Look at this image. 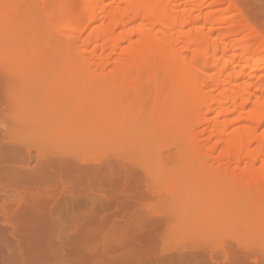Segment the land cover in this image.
Instances as JSON below:
<instances>
[{"label":"bare ground","instance_id":"6f19581e","mask_svg":"<svg viewBox=\"0 0 264 264\" xmlns=\"http://www.w3.org/2000/svg\"><path fill=\"white\" fill-rule=\"evenodd\" d=\"M35 2V4L32 5L33 2L31 3V0H0V11L2 12H0V18H2L1 15H3V19L0 20L4 21L1 24L2 27L0 25V33L3 34V36H1L2 34H0V39H7V42H3L2 39L0 40L2 45H0V60L4 56V54L2 53L4 44L6 46L5 49L8 50L9 55V59L6 60L5 57H3L4 62L0 61V94L2 93L0 98L4 100L5 97L3 98L2 95L4 94L5 96V93L8 91L10 92L11 90L8 89L7 91V87L5 88L3 85L7 86V83L8 85H10V82H12L11 85H13L15 81L18 82L17 78L22 77L19 75V73L22 72L23 68L24 70L25 68L29 69L30 72L34 67L37 68V71L34 70V72L36 73L31 75L34 78L35 76L37 77L35 79L36 81H34L36 83H33L30 78L28 79V76L27 78L25 77L28 70H26L24 77L29 82H25V84L23 82V85V80L21 79L22 81L19 80V82L21 81L20 83H16L17 87L15 86V88L17 93L15 91L14 92L19 99H14L15 102L16 100H18L16 104L12 102L13 97L11 96V98L8 96L9 93H6L8 98L4 100L5 103L7 102L6 104L13 103L16 106L20 105L19 107L22 106L24 108H27L28 106V109L26 110L27 112L31 111V109L29 108H33L32 106H34L35 108H33L34 110L32 109V113H27L25 110V113H23L24 111H21L23 114L28 115L26 117L25 115H22L23 119L18 118L19 122H21V124H17L18 126L20 124L19 128L15 126L14 130L8 128L11 131H14L15 134L17 131L18 134L16 135L22 137V140L21 138L19 141L12 140V136L10 134L8 135L7 130L5 131H7L6 133L7 136H9L10 140L7 139L8 137L6 139H3V137L0 136V141L2 138L4 142L3 143L1 141L2 143H0V146H2L0 148V214L2 216H6V218L3 217L5 221L7 220V223L10 221L12 223V226H14L12 233L10 234L11 236H9L6 226H9L10 223H6V225L4 224L3 230H5V228L7 229V231L5 230V233H7L8 235L7 237H11L12 239H14L15 236V239H9V244L6 243L5 246V242L2 244L0 240V248L3 249V246L4 249H6L7 247V253L5 252V250L1 252L2 250L0 249V252L3 254V259L4 252L5 254H15L14 259L13 255L10 258L8 257V259L6 258V255L4 263L6 264L12 260L15 264L18 260L19 252H22V250L24 251V249H26L27 251L29 250V253H31V255L33 254V256L37 255V251H39V254L40 252H42L43 255H41L42 259L44 260V264L50 262L51 257L49 258V251L51 249V252L53 251L55 244H58L57 246H59L60 248V246L63 244L61 243V240L64 241L62 237L59 238L61 239L60 241H57L58 238L56 239V241L52 240V233L55 230L58 231V225H62L60 224L59 220H63V218L65 219V212H67L68 210L67 214L70 213L69 208L73 210L74 208L79 207L80 204L91 201L92 212L88 217L89 220L87 222H81V226L74 230V238H80L81 240L83 239L82 236H87L93 233L98 224L99 226L102 223L104 225H111L115 220L119 219L117 221H120L121 218L126 217L130 219L133 218V225L127 219L128 225L130 226V228L128 226V230L130 229L131 233L133 230L132 227H134V230L135 227L139 228V233L138 231L135 233L133 230V233L136 235L135 237L137 239L143 240L145 242H153L156 241L153 233L157 230H160V228L163 227L165 223L168 224L171 220H173L174 223L172 224V232L175 234V237L179 241H177V248L184 251V254L189 255V257L190 255H193V257H196L197 255L201 256V261L207 264H235L238 258H245V256H248L255 258L248 264H264V243L262 241L264 240V222H262L263 225L261 224V220H264V28L257 25L250 19L246 10L247 8H244V4L242 5L241 0H44L45 7H43L42 5L39 6V1ZM216 5H220L221 7L214 8V6ZM41 10L45 14H47L45 15V19H50V26L47 25L48 23L45 24L40 20L41 18H39V16L43 14L41 13ZM28 17H30L31 19ZM33 18L37 21L35 22ZM29 19L32 21H30ZM30 23H32L33 25L36 24L34 27L36 28V32H34V28V30L32 29L31 31V28L33 26L30 25ZM64 23L68 25H65L66 28H64ZM62 24L64 27L62 26ZM60 27H63V29H61V32H68V34L65 36L61 34ZM17 29H19V32ZM14 30L19 33V35L17 34V37L16 34H14ZM44 31H47L48 36L49 33L52 32V34L49 36V40L45 38L48 37L46 32V36L45 34L43 35ZM56 31L59 32L57 33ZM53 32H56L58 36L60 35L61 37H56V34H53ZM84 33L87 34L86 38L81 37L82 35H84ZM43 38H45L46 40ZM64 39L66 40V42H64ZM41 40L45 45H47L48 48L49 46H52L53 48H49L47 52L46 47L41 48L43 46V42H41ZM46 41L48 42L45 43ZM39 44H42V46H40ZM30 46L32 48L35 47L38 51H36L34 48V53L36 56L34 57L32 55L34 57H31L33 59L32 61V59L30 58V54V56L27 58L29 59V62L30 59L32 62L26 64L27 62L25 61V59L27 55L25 54L23 56L24 58L21 61L19 57L22 52H32L31 50L33 49L30 50ZM27 47L29 48L27 49ZM122 48L123 50L119 53V49L121 50ZM52 50L53 52H51ZM107 50L109 52H107ZM41 51L45 52L43 53V56H49V54L51 56L53 55V58H49V61L51 62V60L54 59L52 60V63L54 64V61L57 63V65H54L57 66V68L55 67L56 69L50 68L52 69L51 73L50 70H48L49 65L48 67H46L47 71H45V74H48L49 72V75L46 74V77H61V79L59 78L60 82L57 81L58 78H55V80L53 79L54 81H56V84L54 83L55 86L58 84L56 87H54V84L52 85L56 89V92H54V94L56 93V97L59 87L62 86L63 80H65V77H67L68 75V77L70 78L71 76L73 77V75H75L74 77L79 79H76L77 81L75 80V82L82 83L84 82V80L86 81L85 78L88 79L87 74L91 73L93 75L92 70L96 74L95 70L100 69L99 73H102L100 75L102 76V78L104 77V79H106V76H104V74L106 73L104 71V68L107 64H110L112 62L111 57H109V55H111L112 53H119L121 56L118 55V57L114 59L115 69L109 76L118 79L122 78L125 80H123V82L113 83H111L112 81H110V83H106L102 80V83L97 84L99 85V87L94 86L96 91H93L95 89H92L91 86H88L89 84L92 85L89 81L90 83L86 85L87 87L84 90L85 92L87 88L90 87L91 89H89V91L87 90L89 94H87L88 92H82L84 93L85 97L83 96V98H80V101L82 100L83 102L81 103L83 107L81 109H84L85 111L79 110L80 112H78H86V114L89 112L90 114L91 111H94L97 113H92L93 118L95 114L96 117L94 119L89 118L90 122L84 119L83 122L86 123L89 128L87 129V127L85 126L83 129L78 126L77 132L76 125L74 133L72 130H69V123L67 124L66 122H68V119L72 122V120L75 119L73 117V114H76L77 111L76 113L72 112L74 110H72L71 113L70 111H68L70 115H66L68 117L66 119V122L62 120L63 125H67L66 131L68 130V132L62 134V126H59L57 128L58 130L56 129L54 133H56L57 135L61 133V135L59 136V138L61 137L60 141H56V143L54 142L55 144L53 145L48 142L47 147L45 145V149L43 150L42 160L41 158L40 160L35 159V165L30 167V163L32 161L34 162L33 152L35 153L36 150L35 148H31L29 149L28 154L26 153V146H28L29 144L27 143L28 138L32 137V134L33 137H40V135L42 136L43 133H47L45 129L49 130L48 126H51L52 128V124L54 122L52 116L55 114V116L57 115L56 117H61L64 113H66V110L68 109H66L65 107L64 111V106H62V112V110H60L61 106H58L59 108L56 107L53 110L50 109L49 112L46 110V112L48 113H45V115L48 116V114H51V120L50 117L48 118V120L45 118L46 122L45 120L44 122L41 121L42 128L38 127L40 124L37 126V120L35 119H39V117L41 116L35 118L33 114L36 113L38 115V111H40L39 114H41V111H43L41 110L43 105H46V102L54 98L52 96L54 95V88L50 90L47 88V86L42 87L39 85L40 82L42 83V79L44 78V76H40V79L42 81L40 79L37 80L39 76L38 74L41 75V71L44 72L45 70V68L43 70L42 67L43 63L40 64L42 62V59L39 55ZM104 51H106L108 54H111H109L107 57L101 55L103 53L105 54ZM3 52H5V50ZM46 52L50 53L47 54ZM81 53H84L83 56L80 55ZM62 54H64L65 56L62 57ZM6 55L7 54H5V56ZM37 55L39 56L37 57ZM36 57L41 59L40 62L38 59H36ZM62 58L65 59L63 60ZM28 59L26 60L28 61ZM23 60L24 62H22ZM35 60H38L40 66L39 64L37 65V61ZM44 60L46 59L44 58ZM61 60L64 62H62ZM47 61L48 59L46 60V63ZM79 61H82V63H80ZM33 62L36 65H34ZM72 62L74 65L72 64ZM68 64H71L70 69ZM77 65H79L81 69V74L78 73V75L76 72H79V66ZM94 65H97L96 68ZM31 66L32 68H30ZM37 66H39L41 70ZM76 67L77 69L75 70L74 68ZM64 68L66 69V71L64 70ZM60 69H62L63 71ZM72 70L73 72H76L73 73ZM58 71L62 73L60 74ZM83 71L86 75L83 74ZM173 71L175 72V74L178 73L179 82L173 81L174 79L171 78L173 77V75H171ZM43 72L42 75H45L43 74ZM69 72H72L71 75L69 74ZM56 73L60 75H57ZM99 73H97V76L99 75ZM63 74L64 76H61ZM106 74L108 75V73ZM75 78L71 79L74 80ZM80 79H83V81ZM201 79H204L205 82H202L200 84ZM53 80L51 79V81ZM151 80L155 81V83L157 84L154 93L157 94V97H155L158 98V100H156L160 102L159 104L157 102L153 103V99H150L152 97L148 99L149 95L147 97V93L151 88ZM126 81L129 83L127 84ZM124 82H126L125 85L122 84ZM164 82L174 86L173 91L176 93L178 98V101L176 100L177 103L175 102V104L173 105H176L175 108L169 107L170 103L168 102L171 101L166 98V91L168 92L170 91V89H164ZM174 82H176L177 84L174 85ZM46 83L49 85L47 81H45V84ZM64 84H66V82H64ZM2 87L6 90L5 93H3L5 91L4 89V91L2 92ZM128 87L130 88V90ZM8 88H10V86H8ZM15 88H13V90ZM20 88L21 90L23 89V91H21ZM18 89L20 91H18ZM61 90L63 89L61 88ZM128 90H132L134 93L133 97L129 95L131 101H129L128 96L125 99L123 97L119 98L121 99V101H119L120 108L122 107L123 112L118 111L120 109H117V106L115 110H111L110 108H112L111 105L113 104V102L110 100L111 97L113 98L115 94V96L117 97L118 94H120L119 97H121L123 93L125 91L128 92ZM64 91H66V89L63 90V92ZM12 92H10V94H12ZM22 93H25V95H23ZM62 95H64V93ZM79 95H81V93H79ZM13 96L15 97V94ZM76 99H78V97ZM22 100L23 104L21 103ZM107 100L108 102H112V104H109L110 102H107L110 105L109 107L106 103ZM150 100L152 102V105L149 103ZM128 101L131 104H129ZM2 102L3 101H0V104H3V109H6L7 107L5 103ZM25 102L27 103V105ZM29 104H32V106H30ZM153 104L155 106L154 108H152L153 111L154 109H157L159 111L161 110V108H164L159 112L155 111L156 114L160 113L159 116L156 115L158 116V118L155 116V112L152 113V116L151 111H149V109L152 110L151 107H153ZM158 105L159 107L161 106L160 109L158 108ZM8 106L10 105L8 104ZM19 107H15V110L20 109ZM22 107L20 110L24 109ZM135 107H137V109ZM20 110L19 113L17 110V113L14 112V114L13 112L12 114H10L11 111H8V115L10 114L9 117L11 118L12 115L17 116V114L21 115L22 113L20 112ZM132 110L136 112V114L132 112ZM1 111L2 109H0V112ZM52 111L55 113H53ZM60 111L61 113H63L62 115L61 113H59ZM148 112H150L149 117L147 116L149 115L147 114ZM129 113L130 115L131 113L135 114L133 116L131 115L133 119L129 117ZM161 113L162 116L161 118H159ZM29 114H32L33 118H35L33 119L32 116L29 117L31 123L32 121H34L33 125L29 123V125H31V128L25 126L26 120H29ZM86 114H83L84 117L87 116ZM179 114L180 116L182 115V119H185L184 116L188 117V120H185L187 121V123L185 121L183 122L179 120ZM212 114L215 115L211 116ZM90 115H88V117H91ZM3 116L5 117V115L2 114V117L0 118L3 119ZM79 116L80 114L75 115L76 119H78ZM56 117H54L55 121L57 120ZM80 117L79 119L81 122ZM223 117L224 119L221 121ZM148 118L150 120V126L152 125V128L156 127V131H154L153 133H150L149 131V134L153 135L154 133H157L156 135L158 136L156 138L160 137L162 139L161 141H163V138H165L162 136H168L169 134L170 136H172L173 134V132L171 134L170 131L167 133V128L170 127L171 131H177L175 134V136H178L175 140L176 143L174 144L173 140H168L169 143L171 142L173 144L171 146L169 145L168 148L170 149L172 147L174 148V150H176L175 148L178 147L177 152L173 150L174 152L172 153L171 151L170 154L168 149L167 152L170 154L168 155V153L164 149V147L167 149L166 146L168 145V142H165L167 144L166 146L163 143V145H161V141H157L156 138H154V136L156 135H153V138L158 144L157 149L155 146L156 150H154V144L152 145L150 141H147L148 143L144 141L143 143L142 139L144 137L142 136L144 135H142L143 133L141 134V132H144V128L142 129V123L146 121L148 123ZM11 119V121L13 122L14 118ZM18 119L17 117H15L14 122ZM42 119L44 118L42 117ZM107 119L109 122L107 121ZM91 120L93 122H96L99 130L94 127L96 125L93 124ZM174 120L175 123L177 122L176 124L172 123ZM22 123L24 127H22ZM56 123L57 122H55V124ZM139 123H141V132H139ZM6 124L4 125L5 127H7ZM99 124L101 126H99ZM170 124H174L175 127L172 125L170 126ZM90 125L92 127H90ZM136 125L138 126V132L140 136L137 135V130L135 132V128L133 129V126ZM205 125L207 127H205ZM72 127L74 128V125ZM79 127L81 128V133L79 131ZM43 128L44 130H42ZM64 128L65 126H63V130ZM102 128H104L105 130L107 128L108 130L110 129L108 136L111 140L110 142L112 148L108 149L111 151H107V149H105V146H107V139L105 140L104 138L105 145L104 143H102L103 141H100L101 137L99 133L101 132L100 130H102ZM149 130L153 131L152 129ZM28 131L30 133H28ZM84 131L86 132V134L88 133L87 135H90V137L84 136V138ZM133 131L136 133L137 138L133 137ZM165 131L166 134L163 135ZM20 133L22 134V136L20 135ZM24 133L27 138L24 137ZM54 133L52 136H54ZM93 133L95 134V136L93 135ZM182 133L184 134V140L183 136L181 138ZM185 134H187L188 136ZM12 135L14 139V133H12ZM47 135L49 136V133ZM186 136L188 137V139L185 138ZM130 137L132 138V142L134 138L136 140L134 139L135 141L133 143L131 142L132 146H125L127 145V143H129L128 140L130 139ZM44 138L45 136L43 137V139ZM153 138L152 141H154ZM178 138H180L181 140ZM40 139L38 141H40ZM52 141H55V139ZM99 142L101 145L99 144ZM149 142L152 145L151 148ZM158 142H160V145ZM91 143H95L94 148L100 146L99 149H102L101 147L104 146V149L106 151L103 152V156H99L97 154H89L88 156L80 158L79 160L76 159L78 158V156L81 157V154L77 155V153H80V151L83 152V150H81L82 146H89ZM180 143H183L184 145L182 144L180 146ZM34 144H36V146L34 147L37 148L38 145L39 149L41 148V145L43 146L44 143L42 144V142H37L34 140V143L32 142L29 146L31 147ZM112 149L114 150L112 151ZM90 150V148L89 150L87 149L88 153ZM217 151L219 152V154ZM73 152H77L74 153L76 158ZM106 152L107 155H104V153ZM185 157L186 159L194 160L193 163H196V168L199 166L198 163L201 164L202 169L205 168V171H202L200 169L201 174H199L200 172L197 173V175L200 176L199 178L198 176L196 178L194 177L195 184H197V182L199 183L200 179V183H202L201 187L199 185H196L193 188L191 187V184H193V179L190 182L191 179L189 178V171L191 170V167H189L188 169V175L187 172H185L186 177L189 176L187 177V179L189 178L190 183L189 189L191 191L194 189L192 192L190 191V193L192 194L190 195L192 196L193 202L196 204V197H201L202 193L204 194V191H206L204 187H206V189L211 188V190H213L214 188L218 189L217 187H219L222 191H225L227 193V208L230 206L229 208L233 210V207H236L235 209H239V207L244 206V213L242 214V216L245 215L243 216L244 220L235 218L230 223H224L223 220L227 219L226 215L224 214V212H226L225 210L220 212L208 210L206 214L209 216H207L209 221L211 219V225H209V221L204 223L200 218L195 219L191 216V219L193 218L194 220H191L190 217H186V219L184 218V213L185 215L189 216L188 213H183L184 209L185 211H188V207H191V210L193 209L192 207H194L188 206L190 202V205H194L191 199L190 202H185L188 198L187 196L189 195V190L187 188L188 185L183 182H179L178 185V182L176 184L174 182V186L171 192L164 193V190H166L165 186H167L168 182L170 183L171 176L173 179H175V176L177 174L178 177V174L180 172L175 173L176 171L174 172V168H177V166L181 165L180 163L181 161L185 160ZM224 157L225 159L228 158L227 160H229V166L232 165L231 163L240 165L242 161H247L246 166L243 171H241V173H239L240 171H235V169H237L236 165L232 166V170L234 173L232 172L233 174H231L230 172H227L228 169H226V166L218 165L217 167V164H215L216 161L218 163V159L222 161L221 158ZM190 160L189 162L188 160H185L188 163L187 164L184 161L185 165L187 164L189 166ZM24 162H28L27 167H24L25 164H22ZM208 162L212 164V166L209 165ZM183 163L182 165H184ZM193 163L191 164L192 166H194ZM213 165L214 167H216V169L213 167ZM153 166L155 167V173L152 171L154 168H151ZM219 167L221 169L225 167L223 171L226 170L225 172L230 174L228 176L227 174L225 175V172H222ZM150 168L152 170H150ZM218 168L219 170H217ZM179 170L181 171L180 168ZM161 171L163 172L162 176L163 174H168L165 177V183L161 182L163 180V177L161 178L162 180L160 179L161 181H158V183L156 181V178L158 176H155V174L158 175V173H161ZM159 176L161 177V174H159ZM246 176L247 178H249V182L247 181L246 183H244L245 180H243V178H246ZM177 177L176 179L178 180ZM220 177H223L224 181ZM195 179L197 182L195 181ZM207 181L209 182V184L207 183ZM228 181H230V184H227ZM159 182H161V184ZM184 182L188 183V180H186L185 178ZM205 183L207 184L205 185ZM182 185L185 186L183 187ZM222 187H224V190L222 189ZM245 187H249L253 192L255 191V196L252 194V197L246 198V196L249 197V195L247 194L248 192L246 190H243V188ZM235 191L243 192L244 197L246 198L244 204H238V198H236L234 195ZM190 195L189 198H191ZM182 202H184L183 204L185 205L183 206V209V204L178 205ZM147 203H154L156 206L151 209L150 206L146 205ZM203 203L204 201L202 200V203H200V205H202ZM253 205L254 208L252 207ZM145 206L146 209H143V207ZM256 207L258 210L262 209L261 214L255 211ZM149 208L151 211H149ZM60 210L65 211L62 213V215L58 214L57 218L56 216H53L55 212ZM191 210H189L188 212L190 213ZM192 212L193 210L191 211V213ZM141 213H146L149 219H146L145 217L141 218L142 216L139 217L140 215H142ZM134 219L136 221H134ZM64 221L65 220H63V222ZM123 222L124 221L122 220V223ZM182 222L186 225V229L187 227L190 229V234L188 236L183 237V235H186L188 231H181H185V229H183L185 227L183 226L182 228V225H184ZM216 222L218 225H216L217 227L215 226ZM1 223H3V221ZM195 224H199L202 228H204L205 230H203L206 231L205 233H207L208 229L209 231L210 229L213 230L212 228L214 227L218 229V232L221 233V237L220 234H218V236L214 237V240L213 238H210L215 243V241H219L217 237H220L219 243H223L224 248L223 250L218 251L222 252H209L208 247L211 245L207 243H204L205 245L199 246L198 248L194 249L196 253H193V250L189 251L191 249L188 248L187 251L185 250V246L182 243L186 239L192 242H204V240L208 242V239L201 238L197 233H191V229L195 231ZM124 225H126L127 227V223ZM167 226L170 228L169 224ZM261 227L263 228V230ZM0 228V232L4 233L2 232V227ZM63 229L64 228L62 227V230ZM228 229H231L232 233L230 234L232 236L229 235L230 231H228ZM109 230L112 232L116 231V229L114 227L111 228V226ZM239 230L242 231L239 233ZM261 230L263 234L262 232H260ZM222 231H224V233ZM225 231L227 232L225 233ZM129 233L130 232H128V235ZM133 233L132 237L135 241ZM7 237L5 239H8ZM185 237L187 238L185 239ZM29 238L31 240H29ZM32 238H36L38 242H36V240L34 239L36 242L35 243L34 240L32 241ZM53 238L55 239L56 236ZM5 239L2 238L3 241H5ZM226 239L228 240L226 241ZM27 241L29 242L28 245ZM32 242L34 243L32 244ZM30 243L31 245H29ZM164 243L167 244L166 242ZM172 243L174 242L172 241ZM233 244H236L238 247L234 248ZM80 246L81 245L79 244V248ZM175 246H173L174 250L176 249V251H178ZM172 251L173 249H171V253ZM16 253L18 255H16ZM22 254L23 252L21 253V255ZM45 255H47V257ZM178 255L180 256L181 253L178 252L177 258ZM212 256L217 259H215V261L217 262L213 263L212 260L209 259V257L211 258ZM175 257L176 256L174 255V258ZM28 258L25 257V260H28ZM220 259L221 261L219 262L218 260ZM18 263H21L20 260H18ZM28 264H30V262H28ZM160 264H162V262ZM241 264H247V262Z\"/></svg>","mask_w":264,"mask_h":264},{"label":"rangeland","instance_id":"374dc122","mask_svg":"<svg viewBox=\"0 0 264 264\" xmlns=\"http://www.w3.org/2000/svg\"><path fill=\"white\" fill-rule=\"evenodd\" d=\"M30 1V0H29ZM35 1H39V3H38V5L39 6H43V7H45L44 5V0H35ZM34 0L32 1L31 0V3H32V5L33 4H35L36 2H35ZM35 2V3H34ZM241 3H242V5L244 6V8L247 10V12H248V15H249V17H250V19L253 21V22H255L257 25H259V26H261L262 28H264V0H241ZM218 7H221L220 5H216V6H214V8H218ZM43 10V9H42ZM41 10V11H42ZM1 12V11H0ZM2 13V12H1ZM41 13H43V14H39L40 16H39V18H41L40 20L43 22V23H48L47 25H49V23H50V19L49 18H47L48 19V21H47V19H45L46 18V16L45 15H47V14H45L43 11L41 12ZM66 13V12H65ZM45 16V17H44ZM1 17L2 18H0V19H3V15H1ZM31 17V16H30ZM30 17H28V18H30ZM37 17V16H36ZM25 18H27V17H25ZM35 18V17H34ZM33 18V19H34ZM43 18V19H42ZM31 19V18H30ZM29 19V20H30ZM35 20V19H34ZM1 21V23H0V25L4 22L3 20H0ZM26 21H28V20H26ZM30 21H32V20H30ZM37 20H35V22H36ZM66 22V21H65ZM16 23H18V22H16ZM67 23V22H66ZM66 23H64V26L65 25H67ZM18 25V24H17ZM16 25V26H17ZM30 25H32L33 27L31 28V31H32V29L35 27V25H33L32 23H30ZM69 25V24H68ZM67 25V26H68ZM50 26V25H49ZM61 26V25H60ZM62 26H63V24H62ZM63 26V27H64ZM1 27H2V25H1ZM63 27H60V33L61 34H63L64 36L65 35H67L68 34V32L67 33H64V32H61V29H63ZM18 28V27H17ZM64 28H66V26L64 27ZM35 29V30H34ZM33 30H34V32H36V28H34ZM59 29V28H58ZM18 30V32H19V29H17ZM50 30V29H49ZM67 30H68V28H67ZM15 31V30H14ZM63 31V30H62ZM45 32L47 33V31H44L43 32V35L45 34ZM51 32V31H50ZM57 33L59 32V31H56ZM54 33L53 32V34H56V37L58 36V34L57 33ZM31 33H33V32H31ZM87 33V32H86ZM0 34H2V33H0ZM14 34H16V37H17V34L19 35V33H17V31H15L14 32ZM13 34V35H14ZM52 34V32L51 33H49V36ZM5 35V34H4ZM1 36H3V34L1 35ZM45 36H46V34H45ZM44 36V37H45ZM47 36H48V33H47ZM49 36L48 37H45L47 40H49ZM52 36H54V35H52ZM5 37V36H4ZM58 37H61L60 35L58 36ZM63 37V36H62ZM82 38L83 37H87V34H85L84 33V35H82L81 36ZM6 38V37H5ZM45 38H43V39H45ZM66 38V37H65ZM81 38V39H82ZM84 38V39H85ZM2 40H3V38H1ZM0 39V40H1ZM45 39V40H46ZM16 40V39H15ZM44 40V41H45ZM51 40V39H50ZM63 40V39H62ZM65 40V39H64ZM4 41H6L7 42V39H4L3 40V42ZM5 42V43H6ZM41 42H43L42 40H41ZM48 41H46L45 43H47ZM64 42H66V40L64 41ZM52 43V42H51ZM3 44V43H2ZM49 44V43H48ZM0 45H1V42H0ZM40 45V44H39ZM51 45V44H50ZM2 46V45H1ZM0 46V47H1ZM4 46V48H3V51L5 50V52H3L2 51V53L4 54V56L3 57H5V59L7 60V59H9V55H8V50H6L5 49V44L3 45ZM40 46H42V44L40 45ZM43 47H46V50H47V52H48V49L50 48V49H52L53 47L52 46H49V48L47 47V45H45L44 44V42H43V46L41 47V48H43ZM29 47H27V49H28ZM35 48V47H34ZM34 48H32L31 46H30V50L31 49H33V50H31L32 52H33V54H32V52H22L21 53V55H20V61L24 58L23 56L26 54L27 56H26V59H28L27 57H29L30 56V54H31V56H30V58L32 57V58H34L36 55H35V53H34ZM37 49H38V47H37ZM93 49V48H92ZM35 50H36V48H35ZM90 50V49H89ZM123 50V48L120 50L119 49V53H120V51H122ZM28 51V50H27ZM36 51H38V50H36ZM43 51V50H42ZM41 51V52H42ZM44 51H45V48H44ZM50 51V50H49ZM39 53V55H40V58L42 59H39V58H37L39 55H37V57H36V59H38L39 60V62H40V60L42 61L40 64H42L43 63V70H44V68H45V70H44V72L43 71H41V75L40 74H38L39 76H38V79L37 80H39L40 79V76H44V78L41 80L42 81V83L40 82V86H44V87H46L47 86V88L48 89H50V90H52V88H54V87H56L55 86V82L56 81H54L55 80V78H58V76L57 75H60V74H57V75H55V76H57V77H54V78H51L53 81H51V79L49 78V77H46L47 75H49V72H48V74L46 75L45 74V71H47V68L46 67H48V65H49V69L48 70H50V73H51V71H52V69H50V68H57V66H54V65H57V63L54 61V64L52 63V60H54V59H50L51 60V62L49 61V58H53L49 53H47V54H49V56L48 55H45V56H47V57H45V56H43L44 54L43 53H45V52H42V53ZM51 52H53V50L51 51ZM105 52V54L103 53V54H101V55H104V56H108L109 54H111V53H107V52H109L108 50H107V52L106 51H104ZM28 53V54H27ZM100 53H102V52H100ZM99 53V54H100ZM119 53H112L111 55H109V57H111V63L110 64H107L106 66H105V68H104V71L106 72V73H108V75L105 73L104 74V76H106L105 78L106 79H104V77L102 78V76L100 75V74H102L101 72L99 73V71H100V69L98 70V69H94L95 71H96V74L94 73V71L92 70V73H93V75L91 74V73H89V74H87V77H88V79L87 78H85L86 79V81L84 80V82H82V83H78V82H75V80L77 79V80H79L78 78H75L74 76L75 75H73V77L71 76V78H75L74 80L73 79H71L70 77H68L67 75V77H65L66 79V81L65 80H63V82H62V86H60L63 90H65L66 89V91H64L63 92V90H61V88L59 87V89H60V92H59V89H58V91H57V97H56V93L54 94V92H56V89L54 88L53 89V94L54 95H52L54 98H52L51 100H49V101H52V100H54V101H52V102H46L47 104L46 105H43V107H44V109H43V107L41 108V110H43V111H41V114H39L40 113V111H38V110H36V111H38V115L36 114H33V116H35V118L36 117H39V116H41V117H39V119L37 118V119H35V118H33V116H32V114L30 115L29 114V116H28V119H29V117L30 116H32V118L33 119H35V120H37V126L38 127H41L42 128V122L41 121H43L44 122V120H45V122H46V119L48 120V118L50 117V115L51 114H48V116L47 115H45V113H48L49 112V110L51 109V110H53L54 108H56V107H58V106H61V109L60 110H62L63 108V110L65 111V107H66V113H61V111L59 112V113H61V115L63 114V116H58L59 117V120H58V117H56L55 116V114L52 116V118L54 119V122H53V124H54V127H53V124H52V122H51V124H52V128H51V126H48L49 127V130L48 129H45V131H47V133L45 132V133H43L42 134V136L40 135V137L39 136H37L38 137V139H37V137H33V134H32V137H29L28 138V142L27 143H29L28 144V146H26L27 147V154H28V151H29V149H31V148H35V153L33 152V156L35 157H33V159H34V162L32 161L31 163H30V167H32L33 165H35L34 163H36V161H35V159L36 160H40V158H41V160H42V153H43V150L45 149V145H46V147H47V145H48V142L49 143H51L52 145L53 144H55L56 143V141L58 142V141H60V138H59V136L61 135V133L59 134V132H58V134L59 135H57L56 133H54V131L59 127V126H62L61 128H62V134L63 133H66V132H68V130L66 131V126L67 125H63V121L62 120H64L65 122H66V119L68 118L66 115H70V113H71V111L72 110H74V111H72L73 113H76V111H77V113L76 114H71L72 116V118L74 119V120H72V122L68 119V122H66L69 126V130H72L73 131V133H74V131H75V126L77 127V129H76V131L78 132V126H80L81 128H83L84 129V127L86 126L87 127V129L89 128L88 126H87V124L86 123H84L83 121H84V119L87 121H89L90 122V119H94L95 117H96V112H94V113H96L95 115H94V118H93V116H92V111H91V115L89 114V112L86 114V112H82L84 115L86 114L87 116V118L86 117H84V115L82 114V113H78V112H80L79 110H82V111H85L84 109H81V108H83L82 107V104L81 103H83L82 102V100L80 101V98H83V96H84V93L85 92H88L89 91V89H93L94 88V86L95 87H99V85H97V84H100V83H102V80L104 81V82H109L110 83V81H112L111 83H113V82H123V80H125V79H122V78H120V79H118V78H113V77H111V76H109L111 73H112V71L115 69V62H114V59L116 58V57H118V55L119 56H121ZM122 53V52H121ZM5 54H7L6 56H5ZM23 54V55H22ZM36 54H37V52H36ZM54 54V53H53ZM83 54L84 53H81L80 55L81 56H83ZM107 54V55H106ZM123 54V53H122ZM34 57H33V56ZM42 55V56H41ZM117 55V56H116ZM1 56V57H2ZM63 56H65L64 54H62V57ZM1 58V60L0 61H3L4 62V58ZM8 57V58H7ZM22 57V58H21ZM31 58V59H32ZM44 58L47 60L48 59V61H47V63H46V60H44ZM25 59V61L27 62L26 64H28V63H31L32 61H33V59H32V61H31V59H30V62H29V59H28V61ZM63 59V58H62ZM65 59V58H64ZM63 59V60H64ZM82 59V58H81ZM6 60H5V62H6ZM38 60H35V61H37V65L39 64V62H38ZM44 60V61H43ZM67 60V59H66ZM34 61V62H35ZM62 61V60H61ZM8 62V61H7ZM22 62H24V60L22 61ZM33 62V63H34ZM45 62V63H44ZM49 62V63H48ZM62 62H64V61H62ZM80 63H82V61H79ZM78 62V63H79ZM56 63V64H55ZM1 64H2V62H1ZM4 64V63H3ZM40 64H39V66H40ZM45 64H47V65H45ZM53 64V65H52ZM72 64H73V62H72ZM7 65V64H6ZM5 65V66H6ZM32 65V64H31ZM34 65H36L35 63H34ZM44 65H45V67H44ZM71 65V64H70ZM70 65L68 64V66H69V69H70ZM74 65V64H73ZM33 66V65H32ZM32 66L30 67V68H32ZM39 66H37V67H39ZM54 66V67H53ZM77 66H79V65H77ZM95 66V65H94ZM97 66V65H96ZM96 66H95V68H96ZM34 67V66H33ZM41 67V68H42ZM74 67V66H73ZM55 68V69H56ZM79 69V72L77 71H74V72H76L77 73V75H78V73H80L81 74V69H80V66L78 67ZM94 68V67H93ZM39 69H40V67H39ZM75 70L77 69V67L76 68H74ZM73 69V70H74ZM23 70H24V68H23ZM22 70V72H20L19 73V75L20 76H22V77H18L17 78V80H18V82H19V80H21L22 81V84H23V82H24V84H25V82H29L27 79H25V77L27 78V76H28V79L30 78V80L33 82V83H36V82H34V81H36L35 79L37 78L36 76H35V78L33 77V76H31L32 74H34V73H36V72H34V70L35 71H37V68H33L32 69V71L30 72L29 71V69H26L25 68V70L23 71ZM26 70H28L27 71V73H26V75H25V72H26ZM41 70V69H40ZM60 70H62V69H60ZM64 70L66 71V69L64 68ZM73 70H72V72H73ZM98 70V71H97ZM63 71V70H62ZM42 72H43V74H45V75H42ZM72 72H69V74L71 75V73ZM73 72V73H74ZM84 72V71H83ZM24 73V74H23ZM31 73V74H30ZM38 73V72H37ZM63 73H65V72H63ZM97 73H99V75L97 76ZM27 74H29L30 75V77H29V75H27ZM66 74H68V73H66ZM79 74V75H80ZM83 74H85V72L83 73ZM24 75H25V77H24ZM36 75V74H35ZM86 75V74H85ZM171 75H173V77H171V78H173L172 80L173 81H178V73L177 74H175V72L173 71L172 73H171ZM61 76H64V74L63 75H61ZM90 76V77H89ZM95 76V77H94ZM108 76V77H107ZM32 77V78H31ZM47 79H49V80H47ZM77 77V76H76ZM79 77V76H78ZM86 77V76H85ZM93 77V78H92ZM34 78V79H33ZM60 79H61V77H59ZM59 78H58V82H60V80H59ZM64 78V77H63ZM62 78V79H63ZM83 78V77H82ZM91 78V79H90ZM98 78V79H97ZM101 78V79H100ZM170 78V79H171ZM16 79V78H15ZM33 79V80H32ZM84 79V78H83ZM83 79H80V80H82L83 81ZM94 79V80H93ZM97 79V80H96ZM24 80H26V81H24ZM47 81L48 83H49V85L46 83L45 84V81ZM76 80V81H77ZM117 80V81H116ZM168 80V79H167ZM20 81V82H21ZM30 81V82H31ZM91 82V84L92 85H90L89 83ZM95 81V82H94ZM172 81V82H173ZM18 82H16L15 81V83H14V81H13V85H11L12 84V82H10V85H8V83H7V86H5V85H3L5 88L7 87V91H8V89H11L10 90V92H12V90H13V88H15V86L17 87V84L16 83H18ZM19 82V83H20ZM64 82H66V84H64ZM127 82V81H126ZM126 82H124V83H122V84H126ZM151 83H150V91H151V93H150V91H148V93H147V97H148V95H149V97H148V99L150 98V97H152V98H150V99H153L152 100V102L153 103H160V102H158L157 100H158V98H156L157 96V94H155L154 93V90H155V88L157 87V84L155 83V81H153V80H151L150 81ZM179 82V81H178ZM202 82H205V80L203 79H201V81H200V84L202 83ZM55 83V84H54ZM129 82H127V84H128ZM165 83V82H164ZM167 83H168V81H167ZM167 83H165L164 84V89H170V91H166V98L169 100V101H171V102H168V103H170L168 106L169 107H173V108H175V106H173L174 104H175V102H176V100L178 101V98H177V95H176V93L173 91V85H170V84H167ZM23 84V85H24ZM54 84V87L52 86ZM87 84H89L88 86H91V88L90 87H88L87 88V90L84 92V90L86 89V85ZM174 85L175 84H177L176 82H174L173 83ZM64 85V86H63ZM130 85V84H129ZM8 86H10V88H8ZM11 86H12V88H11ZM20 86H21V84H20ZM52 86V87H51ZM128 86V85H127ZM131 86V85H130ZM23 87V86H22ZM63 87H66V88H63ZM129 88V87H128ZM4 88L2 87V92L5 90H3ZM95 89V88H94ZM153 91H152V90ZM6 90L3 92V93H5L6 92ZM20 90H21V88H20ZM19 89H18V91H20ZM129 90H130V88H129ZM128 90V92H124L125 93V95H124V93H123V95L121 96V97H119V95L120 94H118V97L117 96H115L114 95V97L112 98L111 97V101L113 102V104H112V102H108V100L106 101V103L108 102L109 104H112L111 105V107L112 108H110L111 110H115L116 109V106L118 107L117 109H120V110H118V111H122L123 112V110H122V107L120 108V102L119 101H121V99H119V98H127V96L129 97V101H131L130 99V96H132L133 97V95H134V93H133V91L131 90V91H129ZM17 93V91H16V88L13 90V92H12V94H10V92L8 91V92H6L7 94H8V96L9 97H11L12 98V102H14L15 104L17 103V101L19 100L18 99V96H16V93ZM21 91H23V89L21 90ZM93 91H96V89L95 90H93ZM92 91V92H93ZM82 92H84V93H82ZM6 93H5V96H4V94L2 95V97L4 98V100L6 99V98H8V96L6 95ZM19 93V92H18ZM64 93V95H62ZM79 93H81V95H79ZM157 93V92H156ZM169 93V94H168ZM2 94V93H1ZM1 94H0V97H1ZM15 94V97H17V98H15L13 95ZM21 94V93H20ZM19 94V95H20ZM23 95H25V93H22ZM63 96H61V95ZM87 94H89V92L87 93ZM113 94V93H112ZM58 95H59V99H58ZM86 95V94H85ZM130 95V96H129ZM22 96V95H21ZM51 96V95H50ZM51 96V97H52ZM80 96V97H79ZM125 96V97H124ZM156 96V97H155ZM25 97V96H24ZM78 97V99H76ZM85 97V96H84ZM174 97V98H173ZM20 98V97H19ZM171 98V99H170ZM175 99V100H173V99ZM2 98H0V101H3L4 103H5V101L2 99ZM14 99H18V100H16V102L14 101ZM21 99V98H20ZM113 99V100H112ZM115 99H116V101H115ZM157 99V100H156ZM8 100V99H7ZM11 100V99H10ZM58 100H60V101H58ZM56 101H58V102H56ZM128 101V102H129ZM2 102V103H3ZM8 102H10V101H8ZM27 102V101H26ZM25 102V103H26ZM152 102H151V100H150V104L152 105ZM7 103V102H6ZM5 103V105H6V107L8 108H6V109H3L4 108V106H3V104L1 105L0 104V109H2V113L0 114L1 116L0 117H2V114H4L5 115V117L3 116V119L2 118H0L1 120H0V123H1V125H0V136H2L3 137V139H6L7 137V139L8 140H10L9 139V136H7V131H8V135L10 134L11 136H12V140H16V141H19L20 140V138H21V140H22V137H19V136H17L16 134H18L17 133V131H16V134H15V132L14 131H11L12 129L14 130V126L15 127H18L19 128V126H20V124H21V122H19V119L20 118H22L23 119V117H22V115L24 116L25 114H23V113H25V111L28 109V106H27V108H24V107H22V108H24L23 110H20L21 109V107H19L20 105H15V104H10V103H8L10 106H8V104H6ZM22 104H23V100H22V102H21ZM24 103V104H25ZM28 103V102H27ZM27 103H26V105H27ZM105 103V104H106ZM107 103V104H108ZM177 103V102H176ZM20 104V103H19ZM107 105L108 107L110 106V105ZM129 104H131L130 102H129ZM13 105V106H12ZM15 105V106H14ZM30 105V104H29ZM156 105V104H155ZM12 106V107H11ZM30 106H32V104L30 105ZM47 108H49V109H47ZM62 106H64L63 108H62ZM15 107L17 108V107H19L20 109H16L15 110ZM33 108H34V106H32ZM132 107V106H131ZM134 107V106H133ZM155 106H154V104H153V107H151V109L152 108H154ZM179 107V106H178ZM178 107H176V108H178ZM13 108H14V110H13ZM33 108H29V109H31V111L30 112H27V113H32L33 112V110L35 109H33ZM59 108V107H58ZM80 108V109H79ZM136 109H137V107H135ZM157 108V107H156ZM158 108L160 109L161 108V106L159 107V105H158ZM33 109V110H32ZM77 109V110H76ZM164 109V108H163ZM162 108H161V110H163ZM11 110H13V111H11ZM18 110V113H19V110H20V112L22 111H24L21 115L19 114H17V116L16 115H12L11 116V118H14L13 119V122H14V120H15V117H17V121H15L14 123L11 121L12 119L9 117L10 116V114H12V112H13V114H14V112H16ZM46 110L48 111V112H46ZM63 110H62V112H63ZM134 110V109H133ZM132 110V112H134ZM161 110H159V111H161ZM4 111V112H3ZM7 111V112H6ZM8 111H11L10 112V114L8 115ZM68 111H70V113L68 112ZM89 111V110H88ZM149 111H151V114L152 113H154L155 111H158L157 109H154V111H153V109L152 110H150L149 109ZM153 111V112H152ZM158 111V112H159ZM6 112V113H5ZM53 112V111H52ZM57 112V111H56ZM114 112H116V111H114ZM121 112V113H122ZM131 112V111H130ZM165 112V111H164ZM17 113V112H16ZM44 113V114H43ZM50 113H51V111H50ZM53 113H55V112H53ZM58 113V112H57ZM119 113V112H118ZM135 114H136V112H134ZM150 112H148L147 114H149ZM163 113V112H162ZM162 113H161V115H160V117L159 118H161V116H162ZM79 115L80 114V118H81V122H80V119H79V117H78V119H76V117H75V115ZM82 114V115H81ZM135 114H133V113H131V115L133 116V115H135ZM160 114V113H159ZM159 114H156V112H155V116L156 115H158L159 116ZM28 114H26L25 115V117L27 116ZM43 115V116H42ZM60 115V114H59ZM68 115V116H69ZM88 115H90L91 117H88ZM113 115V114H112ZM115 115H116V113H115ZM118 115V114H117ZM121 115V114H120ZM129 115H130V113H129ZM129 116V117H131L132 118V116ZM164 115V114H163ZM215 115V114H214ZM213 114L211 115V116H214ZM15 116V117H14ZM47 116V117H46ZM65 116V117H64ZM84 118H83V117ZM148 117L150 116V114L149 115H147ZM146 116V117H147ZM152 116H153V114H152ZM151 116V117H152ZM158 116H156L157 118H158ZM25 117H24V120H25ZM42 117L44 118V119H42ZM54 117H56L57 118V120L55 121V118ZM155 117V118H156ZM178 117H180L179 118V120L180 121H185L186 119L188 120V117L186 116H184V118L185 119H182L183 117H182V115L180 116V114H179V116ZM7 118V119H6ZM46 118V119H45ZM71 118V119H72ZM90 118V119H89ZM104 118V117H103ZM113 118H114V116H113ZM156 118V119H157ZM10 119V120H9ZM32 119V120H33ZM41 119V120H40ZM53 119H52V121H53ZM102 119V118H101ZM106 119V118H105ZM111 119V118H110ZM133 119V118H132ZM224 119V117L221 119V121ZM3 120V121H2ZM39 120V121H38ZM50 120H51V117H50ZM97 120H98V115H97ZM116 120V119H115ZM142 120H143V118H142ZM148 120H149V118H148ZM21 121V120H20ZM60 121V122H59ZM74 121V122H73ZM77 121V122H76ZM107 121H108V119H107ZM111 121V120H110ZM6 124V126L7 127H5L4 125V123ZM12 122V123H11ZM36 122V121H35ZM55 122H57L56 124H55ZM64 122V123H65ZM91 122H93L92 120H91ZM103 122V121H102ZM109 122V121H108ZM156 122V121H155ZM172 122V121H171ZM171 122H169V123H171ZM186 123H187V121H185ZM18 123H20L19 124V126L17 125ZM23 123H24V121H23ZM23 123H22V127H24V125H25V123H24V125H23ZM28 123V124H27ZM29 123L30 124H34V121H32V123L30 122V119L27 121L26 120V125L25 126H28L29 128H31V125H29ZM50 123V122H49ZM78 123H80V124H78ZM88 123V122H87ZM98 123V122H97ZM105 123V122H104ZM150 120L148 121V123H147V121L146 122H144V123H142V129H143V131L144 132H141V123H139L138 124V126H140V130H139V132H141V134L142 135H144V136H142V137H144L142 140H143V143H144V141H150L151 143H152V145L154 146V150H156L157 148H158V144H157V142H156V140L158 141H161L162 139L160 138V137H158V138H156L158 135H156L157 133H154L153 135H156V136H154V138H156V140L153 138V135L151 134H149V131H150V133L152 132H154V131H156L155 130V128L156 127H154V128H152L153 126L151 125L150 126ZM168 123V124H169ZM172 123H174V124H176L175 123V120L172 122ZM62 124V125H61ZM86 124V125H85ZM93 124H95L96 125V122H93ZM149 124V125H148ZM156 124V123H155ZM174 124L172 125V124H170V126L172 125V126H174ZM43 125H44V123H43ZM49 125V124H48ZM74 125V128L72 127ZM82 125V126H81ZM84 125V126H83ZM92 125V124H91ZM90 125V127H92ZM181 125H182V122H181ZM57 126V127H56ZM63 126H65V128H64V130H63ZM99 126H101L100 124H99ZM138 126L136 125V126H133V129H134V131L136 132V130H137V135H139V132H138ZM148 126H149V128H148ZM79 127V128H80ZM97 130H99V128L97 127V125L96 126H94ZM168 127H169V125H168ZM175 127V126H174ZM173 127V128H174ZM203 127H204V125H203ZM205 127H207L206 125H205ZM8 128H10V129H8ZM27 128V127H26ZM45 128V127H44ZM44 128L42 129V130H44ZM81 128H80V133H81ZM110 128V127H109ZM177 128H178V125H177ZM180 128H181V126H180ZM83 129H82V131H83ZM86 129V128H85ZM149 129H152L153 131H151V130H149ZM171 128L169 127V128H167V133L170 131L171 132V134H172V132H173V134H172V136H170V134L167 136H165L164 134H166V131L163 133V135L164 136H162V135H160V136H162V137H165V138H163V141H161V145H167L165 142H168V140L170 139L171 141L173 140L174 142V144L176 143L175 142V140L177 139L176 137H178V136H175V134H176V132L175 131H171L170 130ZM175 129V128H174ZM183 129V128H182ZM5 130H7V131H5ZM15 130H16V128H15ZM58 130V129H57ZM61 130V129H60ZM59 130V131H60ZM93 130H94V128H93ZM96 130V131H97ZM110 130V129H109ZM109 130H108V128L105 130L104 128H102V130H100L101 132L99 133L100 134V137H101V139H100V141H103L102 143H104V145H105V140L107 139V146H105V149H107V151L109 150L108 148H112L111 147V140L109 139ZM111 130H114V129H111ZM147 130H148V132H147ZM173 130V129H172ZM184 130V129H183ZM10 131H11V133H10ZM24 131V130H23ZM49 131V132H48ZM50 131H52L53 133H54V136H52L53 135V133L52 132H50ZM128 131V130H127ZM133 131V133H134V136L133 137H136L137 138V136H136V133ZM5 132V133H4ZM18 132H19V130H18ZM71 132V131H70ZM89 132V131H88ZM91 132V131H90ZM111 132V131H110ZM130 132H131V130H130ZM130 132H129V134H130ZM185 132H186V130H185ZM12 133H14V139H13V135H12ZM28 133H30L29 131H28ZM49 133V136L47 135ZM84 133L86 134V132L84 131ZM145 133V134H144ZM146 133H148V134H146ZM179 133V132H178ZM188 133V132H187ZM46 134V135H45ZM51 134V135H50ZM79 134V133H78ZM85 134H83V137L84 136H88V137H90V135H85ZM113 134V133H112ZM20 135L22 136V134L20 133ZM26 135H27V132H26ZM25 135V133H24V137H26L27 138V136ZM45 136V138L43 139V137ZM81 135V134H80ZM93 135L95 136V134L93 133ZM128 135V134H127ZM184 134L182 133L181 134V138H182V136H183ZM185 135H187V134H185ZM31 136V135H30ZM48 136V137H47ZM97 136H98V134H97ZM110 136H111V134H110ZM132 136V135H131ZM140 136V135H139ZM138 136V137H139ZM174 136H175V139H174ZM188 136V135H187ZM185 137L186 139H188V137ZM18 137H19V139H18ZM53 139H52V138ZM167 137V138H166ZM25 138V139H26ZM35 138V139H34ZM41 138V139H40ZM51 138V139H50ZM85 138V137H84ZM92 138H93V136H92ZM104 138H105V140H104ZM129 138V137H128ZM152 138H153V140L154 141H152ZM172 138V139H171ZM18 139V140H17ZM30 139V140H29ZM40 139V141H38ZM55 139V141H52V140H54ZM89 139V138H88ZM127 139V138H126ZM130 139H131V141H130ZM130 139L128 140L129 141V143H127V145H125V146H128L129 147V145H131V142H132V138L130 137ZM135 139V138H134ZM133 139V142L136 140H134ZM141 139V138H140ZM178 139H180V138H178ZM11 140V141H12ZM23 140H24V138H23ZM34 140L35 141H37V142H42V144H43V146L41 145V148H39L38 149V145H39V143H38V145H37V148L36 147H34V146H36V144H34L33 146H29L32 142L34 143ZM41 140H43V141H41ZM47 140V141H46ZM109 140V141H108ZM169 140V141H170ZM181 140V139H180ZM183 140H184V136H183ZM1 141L3 142V140H2V138H1ZM0 141V143H2ZM7 141V140H6ZM97 141V140H96ZM55 142V143H54ZM132 142V143H133ZM149 142V143H150ZM155 142V143H154ZM4 143V142H3ZM96 143V142H95ZM95 143H91L89 146L88 145H86V146H82V149H81V147H80V149L81 150H83V152L82 151H80V153H77V152H73V154L74 153H77V155L78 154H81V157H79L78 156V158H76V156H75V154H74V156H75V158L76 159H80V158H84V157H86V156H88L89 154H92V155H95V154H97V155H99V156H103V152H105L106 150L104 149V146L103 147H101L102 149H99V147L100 146H97L96 148L98 149H96V148H94L95 147ZM148 143V142H147ZM151 143H150V148H151ZM159 143V145H160V142H158ZM163 143V144H162ZM178 143H179V141H178ZM41 144V143H40ZM85 144H86V142H85ZM89 144V143H88ZM92 144H93V146H92ZM97 144V143H96ZM99 144H100V142H99ZM108 144H109V147H108ZM183 144V143H182ZM181 143H180V146L182 145ZM101 145V144H100ZM171 146V145H173L171 142L169 143L168 142V145L166 146L167 147V149L164 147V149L166 150V152L168 151V146ZM184 145V144H183ZM49 146H51V145H49ZM132 146V145H131ZM155 146H156V149H155ZM175 146H178V145H175ZM2 146H0V148H1ZM44 147V148H43ZM84 147V148H83ZM162 147V146H161ZM89 148L91 149L90 151H89V153H88V151H87V149L89 150ZM113 148H114V146H113ZM153 149V148H152ZM171 149V150H170ZM169 149V152H170V154H171V151H172V153L174 152V151H176L177 152V149H178V147H176L175 149L176 150H174V148H170ZM101 150H102V152H101ZM114 149H112V151H113ZM174 150V151H173ZM42 151V152H41ZM85 151V152H84ZM87 151V152H86ZM93 151V152H92ZM109 151H111V150H109ZM218 152V151H217ZM88 153V154H87ZM168 153V152H167ZM107 155V152L106 153H104V155ZM169 153H168V155H170ZM218 154H219V152H218ZM73 156V155H72ZM73 156V157H74ZM189 157V156H188ZM190 158V157H189ZM222 159V161H220V159H218V163H217V161H216V163L215 164H217V167H218V165L219 166H226V169H228L227 170V172H230L231 174H233L234 172H233V170H232V166H235L236 164H234V163H231L232 165H228V161L229 160H227V159H225V157L224 158H221ZM185 160L187 161L188 160V162H189V160L190 159H186V157H185ZM185 160H183V161H181V165H179V166H177V168H174L175 170H174V172L175 173H179L178 174V177H177V174H176V176L175 175H173V176H175V179H173L172 178V176H171V178H170V183L168 182V184H167V186H165V189L166 190H164V193H169V192H171V190L173 189V186H174V182H175V184L177 183L178 185H179V182L181 183V182H183V183H185V184H187L188 186H187V188H188V190H189V195L191 194L190 193V189H189V178L191 179L190 180V182L192 181V179H193V184H191V187L193 188V187H195L196 185L198 186H200L201 187V184L202 183H200V179H199V183L196 181V179H195V181L197 182V184H195L194 183V177L196 178L197 176H198V178L200 177L199 175H197V173H199V174H201V170L202 171H205V168H203L202 169V166H201V164L200 163H198V161H197V163H198V169H199V171H198V169L196 168V163L194 164L193 162H194V160H190V165L188 166L187 164V162L185 161ZM187 163L186 165H185V162ZM192 161V162H191ZM184 162V163H183ZM221 162V163H220ZM246 162L247 161H242L241 162V164L240 165H236V167H237V169H235V171H240L239 173H241V171H243V169L245 168V166H246ZM182 163L184 164V165H182ZM194 164V166H192L191 164ZM209 163V162H208ZM23 165H24V167H27L28 166V162H24V163H22ZM177 165V164H176ZM209 165H211L212 166V164H210L209 163ZM185 166V167H184ZM187 166V167H186ZM189 167H191L190 169V171L188 170L189 169ZM193 167V168H192ZM213 167H214V165H213ZM238 167H239V169H238ZM153 170H152V169ZM150 168V170H152L153 172L155 171V167L153 166V167H151ZM179 168L181 169V171L179 170ZM197 170H196V169ZM215 169H216V167H214ZM220 168V167H219ZM219 168L217 169V170H219ZM185 169V170H184ZM201 169V170H200ZM225 169V167L223 168V169H221L220 168V170L222 171V172H225V171H223ZM230 169V170H229ZM157 170V169H156ZM183 170V171H182ZM160 171V170H159ZM188 171L190 172V177L189 176H187V177H189L188 179H187V177H186V173L185 172H187V175H188ZM156 172V171H155ZM154 172V173H155ZM158 172V171H157ZM167 172V171H166ZM207 172V171H206ZM227 172H225V175L227 174V176L230 174V173H227ZM233 172V173H232ZM162 171H161V173H158V175H156L155 174V176H158L157 178H158V180H157V178H156V181H157V183H158V181L160 180L161 182H164L165 183V177L168 175L167 173L164 175L163 174V176H162ZM165 173V172H164ZM184 173V174H183ZM159 174H161V177L159 176ZM169 175H170V173H169ZM208 175H209V173H208ZM192 176V177H191ZM160 177V178H159ZM176 177L178 178V180L176 179ZM240 177H242V176H240ZM245 177V176H244ZM251 177V176H250ZM185 178H186V180H188V183L187 182H184V180H185ZM220 178H222L223 179V181H224V178L223 177H220ZM174 181H173V180ZM221 180V179H220ZM243 180H245V182L244 181H242V182H244V183H246L248 180H249V178H247V176H246V178H243ZM161 182H159L160 184H161ZM249 182V181H248ZM182 183V184H183ZM207 183L209 184V182L207 181ZM207 183H205V185L207 184ZM163 184V183H162ZM211 184V183H210ZM227 184H230V181H228L227 182ZM164 185V184H163ZM170 185V186H169ZM183 186V185H182ZM185 186V185H184ZM183 186V187H184ZM227 186V185H226ZM180 187H181V185H180ZM209 187H211V186H209ZM217 187V186H216ZM191 188V189H192ZM197 188V187H196ZM205 188V190L206 191H204V194L202 193V198L201 197H196V204L193 202V200H192V194L190 195V197L191 198H189V195L187 196L188 198H187V200L185 201L186 203H187V201H189L190 202V199L192 200V203H194V205L192 204V205H190V203L188 204V206H194V207H192L193 209V212L191 213V207H188V208H190V209H188L187 208V210L189 211V210H191L190 211V213H191V215H190V213L188 212V211H185V209H184V211H183V213L184 212H186V213H188V215L189 216H187V215H185V213H184V218L186 219V217H194L195 219H198V218H200L201 220H202V222H204V223H206V222H208L209 221V219H208V215L206 214L207 212H208V210H211V211H214V212H220V211H223V210H225L226 212H224V214L226 215V217H227V219H224L223 220V222L224 223H230L231 221H233V219H235V218H240V219H242V220H244L243 219V216H245V215H243L242 216V214L244 213L243 212V208H244V206H242V207H239V209H235L236 207H233L234 209L232 210L231 208H227V202H226V195H227V193L225 192V191H222L221 190V188H219V187H217L218 189H215L214 187V189L213 190H211V188L209 189H206V187H204ZM222 189L224 190V187H222ZM194 190V189H193ZM192 190V191H193ZM243 190L245 191H247L248 193V195H249V197L248 196H246V198H250V197H252V194L254 195V193H256L255 191L253 192L249 187H245V188H243ZM242 190V191H243ZM191 191V192H192ZM243 191V192H244ZM243 192H237V191H235L234 192V195H235V197L236 198H238V204H244V202H245V197H244V194H243ZM201 193V192H200ZM246 194V193H245ZM1 195V194H0ZM233 195V196H234ZM255 196V195H254ZM198 198V199H197ZM200 199H202L203 201H204V206H203V204L202 205H200V203H202V200H200ZM194 200V201H195ZM201 202H200V201ZM220 200V201H219ZM1 201V200H0ZM197 202H198V205H197ZM184 202H182V203H179L178 205H182ZM185 203V204H186ZM92 203H91V201H89V202H87V203H83V204H80V206L79 207H77V208H74L73 210H71L70 208H69V214H67L68 213V210H67V212H65L66 213V217H65V219L63 218V220H65L64 222H63V220H59V222H60V224H62V225H58L59 226V228H58V231L57 230H55L53 233H52V240H55L56 241V239H57V241L59 240H61V239H59V238H63L64 239V241H62L61 240V243H63L61 246H60V248H59V246H57L56 244H55V247H54V249H53V251L51 252V250L49 251V253L48 254H50L49 255V258L51 257V261L50 262H48V263H46V264H160L161 262H162V264H207V263H204L203 261H201V256H194L193 257V255H190V257H193V258H190L189 257V255H186V254H184V251H182V250H179V248H177V241H178V239L175 237V234L172 232L173 231V229H172V224L174 223V221L173 220H171L170 221V223H168L169 224V226H170V228L167 226L168 224L167 223H165L164 224V226L163 227H161L160 228V230H157V231H155L154 233H153V235H154V238H156V241H153V242H145V241H143V240H139V239H137L135 236V234L133 233V230H134V227H132V233L134 234V237H135V241H134V238L132 237V233H131V230L129 231L128 230V220H129V222H131V224L133 225V218H121V220L120 221H117V220H119V219H117V220H115L112 224H113V226H112V224L111 225H108V224H100V226H99V224L97 225V228L94 230V232L93 233H91L90 235H87V236H82V238L83 239H81L80 240V238L78 239V238H74V230L75 229H77L78 227H80L81 226V222H87L89 219H88V217H89V215L91 214V212H92V205H91ZM147 206H150L151 207V209H153L156 205L153 203H147L146 204ZM196 205H197V207H196ZM226 206V209H228V210H226L225 209V206ZM229 205V204H228ZM1 206V205H0ZM183 206H185L184 204L182 205V209H183ZM234 206V205H233ZM257 206V205H256ZM181 207V206H180ZM253 208H254V205L252 206ZM146 209V206L145 207H143V209ZM252 208V209H253ZM65 211V210H64ZM64 211H62V210H60V211H57V212H55L54 213V215L53 216H56V218L58 217V214L59 215H62V213L64 212ZM149 211H151L150 210V208H149ZM255 211H257V213H259V214H261L262 213V209H257V207L255 208ZM22 212V211H21ZM147 212H148V210H147ZM254 213H256V212H254ZM30 214H31V212H30ZM142 214V213H141ZM1 215V214H0ZM63 216H64V214H63ZM73 216H75V217H73ZM142 216V217H141ZM208 216V217H207ZM3 217H5L6 218V216H0V227H2V232H4V233H1L0 232V240H1V242H2V244L5 242V244H4V246L6 245V243L7 244H9L8 242H9V239H11V240H14L15 239V236H14V239H12L11 237H7L8 235H7V233L9 234V236H11L10 234L12 233V230H13V227L14 226H12V223L9 221L8 223H10L9 224V226L7 225L6 227H7V229H8V231H7V229L5 228V230L7 231V233H5V230H3L4 228H3V226H4V224L6 225V223H7V220L5 221V219L3 218ZM139 217H141V218H148L149 219V217H148V215L145 213V214H142V215H140ZM191 217H190V219H191ZM221 217H222V215H221ZM72 218V219H71ZM74 218V219H73ZM224 218V217H223ZM246 218V217H245ZM67 219V220H66ZM128 219V220H127ZM193 219V218H192ZM191 219V220H192ZM208 219V220H207ZM212 219H214V218H212ZM122 220L124 221L123 223H122ZM125 220H126V222H125ZM184 220V219H183ZM194 220V219H193ZM247 220V219H246ZM263 220V219H262ZM261 220V224H262V222H264V220L262 221ZM3 221V223H1ZM5 221V222H4ZM134 221H136L135 219H134ZM185 221V220H184ZM210 221H211V219H210ZM210 221H209V223H210ZM121 222V223H120ZM223 222H221V223H223ZM260 222V221H259ZM7 223V224H8ZM116 223V224H115ZM118 223H119V225H118ZM127 223V227H126V225H124V224H126ZM183 223V222H182ZM208 223V224H209ZM220 223V222H219ZM3 224V225H2ZM130 224V225H131ZM184 224V223H183ZM212 224H214V223H212ZM260 224V223H259ZM260 224V225H261ZM117 225V226H116ZM209 225H211V223L209 224ZM217 225V222H216V224H215V226ZM263 225V224H262ZM110 226H111V228L112 227H114L115 229H116V231L115 232H112V231H110L109 229H110ZM183 226L185 227V228H183ZM218 226V225H217ZM216 226V227H217ZM62 227L64 228L63 230H62ZM213 227V226H212ZM216 227H214V228H212L213 230H211L210 229V231H209V229H208V231H207V233H205L206 231H204L205 229L204 228H202L199 224H195L194 225V228H195V231L194 230H192L191 229V233L193 232V233H197L201 238H206V239H208L207 241L208 242H206V240H204V242L202 241V242H192V241H188L186 238L187 237H185V241L182 243V244H184V246H185V250L187 251L188 249H191V250H189V251H192L193 250V253H196V251L194 250V249H196V248H198L199 246H202V245H205L206 243L207 244H209V245H211V246H213V247H211V246H209L208 247V251L209 252H211L212 253V251L214 252V253H216V252H222V251H218V250H223V248H224V246H223V243H219L220 242V237H221V233L220 232H218V229H216ZM263 227H264V225H263ZM129 228H130V226H129ZM182 228L183 229H185V231L184 230H181L182 232H187V234L185 235H183V237L184 236H188L189 234H190V229L187 227V229H186V225L184 224V225H182ZM259 228V227H258ZM262 228V227H261ZM169 229V230H168ZM204 229V230H203ZM0 230H1V228H0ZM136 230V231H135ZM135 230H134V232L136 233L138 230H139V228L138 227H135ZM262 230H263V228H262ZM262 230L260 231V232H262ZM121 231V232H120ZM127 231V232H126ZM228 231H230L229 232V235H231L230 233H232L231 232V229H228ZM242 230H239V233L241 232ZM259 231V230H258ZM60 232V233H59ZM118 232H120V233H118ZM128 232H130L129 233V235H128ZM140 231H138V233H139ZM182 232H181V236H182ZM223 233H224V231H222ZM227 231H225V233H226ZM244 232V231H243ZM264 232V231H263ZM263 232H262V234H263ZM64 233V234H63ZM246 233V232H245ZM5 234H6V236H5ZM57 234V235H56ZM218 234H220V237H217L218 239H219V241L217 240V241H215V243L212 241V239L211 238H213V240H214V237H216V236H218ZM228 234V233H227ZM5 236V237H3V236ZM224 235V234H223ZM264 235V234H263ZM56 236V238L54 239L53 237H55ZM209 236V237H208ZM227 236V235H226ZM232 236V235H231ZM230 236V237H231ZM8 238V239H5V238ZM13 237V236H12ZM173 237H175L176 238V240H175V238H172ZM211 237V238H210ZM263 237V236H262ZM2 238L3 239H5V241H3L2 240ZM264 238V237H263ZM36 240V242H38V240L36 239V238H32V241L33 240ZM169 239H170V241H169ZM216 239V238H215ZM7 240V241H6ZM29 240H31L30 238H29ZM35 240H34V242H35ZM121 240V241H120ZM127 240V241H126ZM228 239H226V241H227ZM230 240V239H229ZM54 241V242H55ZM126 241V242H125ZM143 241V242H142ZM172 241L174 242V243H172ZM263 241V243H264V240H262ZM0 242V243H1ZM34 242H32V244L34 243ZM35 242V243H36ZM40 242V241H39ZM164 242H166L167 244H165ZM175 242H176V246H175ZM179 242V241H178ZM28 241H27V245H28ZM42 243V242H41ZM57 243V242H56ZM81 245L80 246V248H79V244ZM172 243V244H171ZM205 243V244H204ZM78 244V245H77ZM29 245H31V243L29 244ZM83 245V246H82ZM179 245V244H178ZM2 246V245H1ZM76 246H77V248H76ZM173 246H175V248H177L178 249V251H176V249L174 250V247ZM233 246H234V248H237L238 246L236 245V244H233ZM205 247V246H204ZM2 248L3 249H1L2 251L1 252H3L4 250H5V252L7 253V251H6V249H7V247H6V249H4V247L2 246ZM57 248V249H56ZM74 248V249H73ZM76 248V249H75ZM188 248V249H187ZM171 249H173V251H172V253H171ZM9 250V249H8ZM206 250H207V248H206ZM26 249H24V251L22 250V252H23V256L21 255V253L22 252H19V255L16 253V255H18V260H20V262L21 263H18V260H17V264H28V262H30V264H34V263H36V264H44V260L42 259V252H40V254H39V251H37V255L35 256H33V254L31 255V253H29V250L27 251V253H26ZM0 252V253H1ZM5 252H4V259H5V256H6V258L8 259V257L10 258V257H12V255L14 256L15 254L13 253V254H11V253H9V254H5ZM173 252H174V255L176 256L175 258H174V255H173ZM178 252L179 253H181V255L179 256L178 255V258H177V254H178ZM165 253V254H164ZM170 253V254H169ZM198 253V252H197ZM213 253V254H214ZM229 253V252H228ZM39 254V255H38ZM42 254V255H41ZM187 254H188V252H187ZM199 254V253H198ZM263 254H264V252H263ZM25 255V256H24ZM27 255V256H26ZM200 255V254H199ZM231 255V254H230ZM1 256H2V258H1ZM19 256H20V259H19ZM46 257H47V255H45ZM227 256V255H226ZM25 257L26 258H30V260H29V258H28V260L26 259L25 260ZM35 257V258H34ZM160 257V258H159ZM180 257H182V258H180ZM15 258V256L13 257V259ZM22 258V259H21ZM24 258V259H23ZM43 258H44V256H43ZM155 258V259H154ZM3 259V254L1 253L0 254V264H5L4 263V259ZM36 259V260H35ZM39 259H40V261H39ZM182 261H180V260ZM209 259H211L212 260V262L213 263H215V262H217V261H215V259L216 258H214L213 256L210 258L209 257ZM253 259H255V258H253V257H248V256H245V258L243 257H241V258H238V260L236 261V263L235 264H241V263H245V262H247V264L249 263V262H252V260ZM43 260V261H42ZM217 260V259H216ZM2 261H3V263H2ZM153 261H154V263H153ZM159 261V262H158ZM219 262L221 261V259L220 260H218ZM14 264L13 263V261L11 260L10 262H8V263H6V264ZM15 263V264H16Z\"/></svg>","mask_w":264,"mask_h":264}]
</instances>
